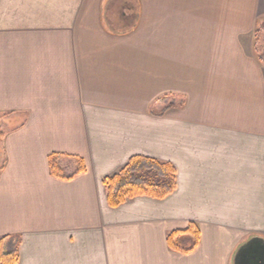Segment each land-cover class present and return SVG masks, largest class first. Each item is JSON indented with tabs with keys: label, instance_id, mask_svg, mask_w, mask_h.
<instances>
[{
	"label": "crops",
	"instance_id": "obj_1",
	"mask_svg": "<svg viewBox=\"0 0 264 264\" xmlns=\"http://www.w3.org/2000/svg\"><path fill=\"white\" fill-rule=\"evenodd\" d=\"M137 1L122 35L109 0H0V241L19 238L18 264H234L264 240V0ZM55 154L86 172L53 177ZM135 157L177 188L111 208L104 180ZM191 224L196 249H170Z\"/></svg>",
	"mask_w": 264,
	"mask_h": 264
},
{
	"label": "trees",
	"instance_id": "obj_2",
	"mask_svg": "<svg viewBox=\"0 0 264 264\" xmlns=\"http://www.w3.org/2000/svg\"><path fill=\"white\" fill-rule=\"evenodd\" d=\"M137 0H109L107 5L106 23L111 32L125 35L131 32L138 22ZM115 12V22L108 18V14ZM120 24L129 28L118 32L114 27ZM111 27V28H110ZM259 59L264 63V45L258 51ZM3 118H0V144L3 143L9 131L2 126ZM64 155L55 154L49 158L51 175L60 180H72L78 175L86 172V167L82 159L71 157L77 164L75 172L68 174L62 167L61 160ZM104 185L107 192L108 204L111 208H118L130 200L139 197H148L156 200H164L171 196L177 188V173L173 165L163 163L151 158L135 157L113 176L105 178ZM189 234L193 237L194 243L188 249H182L178 237ZM167 242L169 248L184 254L192 253L200 242L199 228L191 224L186 231H175L171 233ZM19 243L18 237H6L0 241V264H18L19 262Z\"/></svg>",
	"mask_w": 264,
	"mask_h": 264
},
{
	"label": "water",
	"instance_id": "obj_3",
	"mask_svg": "<svg viewBox=\"0 0 264 264\" xmlns=\"http://www.w3.org/2000/svg\"><path fill=\"white\" fill-rule=\"evenodd\" d=\"M234 264H264V240L253 238L236 253Z\"/></svg>",
	"mask_w": 264,
	"mask_h": 264
},
{
	"label": "rangeland",
	"instance_id": "obj_4",
	"mask_svg": "<svg viewBox=\"0 0 264 264\" xmlns=\"http://www.w3.org/2000/svg\"><path fill=\"white\" fill-rule=\"evenodd\" d=\"M107 17L110 18V20L112 22H115V12L114 11H111L108 14ZM128 28H129V24H127L126 26L124 24H120V25L115 26L114 27V30L115 31H118V32H122V30L125 31ZM263 45H264V24L260 27V29L258 30V33H257V40H256V49H257V52L258 51H261ZM4 118H3V120H6V118L5 119ZM2 126H3V129L4 130H7V128H5L6 125L4 123H2ZM67 171L70 173L71 170L69 168H67ZM185 242H186V239H185V241H183L184 245H185Z\"/></svg>",
	"mask_w": 264,
	"mask_h": 264
}]
</instances>
